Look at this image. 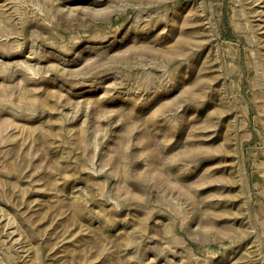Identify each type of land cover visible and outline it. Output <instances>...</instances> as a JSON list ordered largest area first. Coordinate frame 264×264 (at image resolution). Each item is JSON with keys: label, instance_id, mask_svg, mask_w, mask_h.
Returning a JSON list of instances; mask_svg holds the SVG:
<instances>
[{"label": "rangeland", "instance_id": "obj_1", "mask_svg": "<svg viewBox=\"0 0 264 264\" xmlns=\"http://www.w3.org/2000/svg\"><path fill=\"white\" fill-rule=\"evenodd\" d=\"M0 264H264V0H0Z\"/></svg>", "mask_w": 264, "mask_h": 264}]
</instances>
